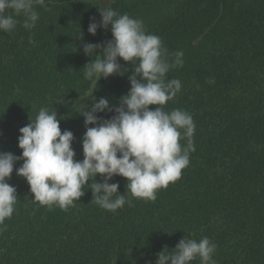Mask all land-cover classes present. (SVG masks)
Wrapping results in <instances>:
<instances>
[{"label": "trees", "instance_id": "1", "mask_svg": "<svg viewBox=\"0 0 264 264\" xmlns=\"http://www.w3.org/2000/svg\"><path fill=\"white\" fill-rule=\"evenodd\" d=\"M45 4L35 6V28L25 29L23 17H16L13 31H0V152L19 156V129L47 107L56 111L61 131L73 133L74 159H83L86 128L79 112L102 97L119 106L131 87L132 64L119 57L123 75L101 77L97 85L84 79L92 57L83 45L112 39L110 25L95 35L87 31L90 18L100 22L102 7L140 19L169 54L183 52V66L167 74L182 88L164 110L191 114L194 150L181 177L157 190L154 202L133 198L127 179L113 176L109 183H118L131 201L116 212L94 202V180L67 210L41 206L16 174L23 163L16 161L7 183L18 198L11 218L0 225V264H155L165 246L171 252L181 238L205 236L216 244V264H264V0ZM95 51L98 58L102 49ZM96 115L108 119L115 113Z\"/></svg>", "mask_w": 264, "mask_h": 264}, {"label": "clouds", "instance_id": "2", "mask_svg": "<svg viewBox=\"0 0 264 264\" xmlns=\"http://www.w3.org/2000/svg\"><path fill=\"white\" fill-rule=\"evenodd\" d=\"M36 5L46 7L45 0H0V31H13L19 22L16 17H23L25 29L35 28L39 20ZM98 11L100 22L90 18L87 31L95 35L98 28L107 29L110 25L112 39L104 44L83 45L85 55L92 57L84 65V79L97 85L101 77L123 75L119 57L132 64L128 76L131 87L120 98L119 106H111L102 97L93 100L90 110L83 108L79 112L86 128L81 139L82 160L74 159L75 137L69 130L61 131L56 111L41 107L35 120L19 129L21 154L0 152V225L15 210L16 189L7 180L19 160L23 163L15 172L27 181L33 199L41 206L67 210L84 195V185L94 180L89 187L92 199L111 212L126 203L131 206V201L118 191V183H109L113 176L127 179L126 186L133 198L154 202L157 190L177 181L189 165L190 152L194 150L193 118L179 108L164 110L182 88L180 80L168 79L167 74L183 66V52L169 54L161 38L148 33L140 19L119 14L110 7ZM82 37L80 32L78 38ZM96 49L102 51L98 58H93ZM150 105L156 107L150 109ZM106 110L115 115L108 119L96 115ZM182 140L186 145L181 144ZM97 174L102 177L101 182L95 179ZM215 250L216 244L206 236L199 241L184 237L173 251L165 246L157 253L155 264H192L197 259L200 264H216Z\"/></svg>", "mask_w": 264, "mask_h": 264}]
</instances>
